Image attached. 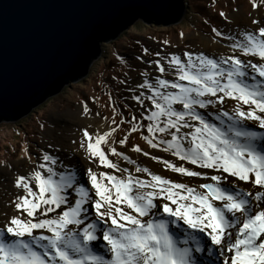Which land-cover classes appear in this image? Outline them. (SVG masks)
Wrapping results in <instances>:
<instances>
[{"label":"snow or ice","instance_id":"snow-or-ice-1","mask_svg":"<svg viewBox=\"0 0 264 264\" xmlns=\"http://www.w3.org/2000/svg\"><path fill=\"white\" fill-rule=\"evenodd\" d=\"M142 6L133 0L126 10ZM146 6L158 16L172 7L169 0H151ZM252 7L264 13V0H252ZM219 15L232 22L223 11ZM251 23L258 26L255 31L236 34L211 28L213 43L229 42V56L144 48L136 60L152 71L141 70L143 80L134 86L130 80L118 83L128 85L131 96L126 99L143 110L147 125L136 122V116L127 120L110 96L114 117H121L112 119L116 127L102 134L86 127L77 147L89 164L121 176L97 174L91 167L81 171L71 156L65 164L45 152L31 176L17 174L13 180L18 192L11 204L18 214H6L0 225V264H264V135L244 123L255 122L264 130V21ZM143 56L155 58L145 61ZM225 100L235 102L230 112L222 107L207 112L218 124L198 111L223 106ZM89 112L85 105L82 114ZM126 122L131 127L119 140L121 148L128 136L146 127L143 138L150 148L171 153L194 169L151 158L173 173L205 181L197 186L201 191L137 166V173L149 177L141 180L113 163L109 155L134 163L108 144ZM129 147L148 155L139 146ZM49 148L60 151L52 144ZM9 167L5 162L4 168ZM170 224L181 230L182 239L174 238Z\"/></svg>","mask_w":264,"mask_h":264},{"label":"rangeland","instance_id":"rangeland-1","mask_svg":"<svg viewBox=\"0 0 264 264\" xmlns=\"http://www.w3.org/2000/svg\"><path fill=\"white\" fill-rule=\"evenodd\" d=\"M256 2L260 3L261 0H256ZM184 3L187 11L180 23L164 27L162 25L144 24L141 20L135 21L116 40L101 44L102 54L93 62L84 78L66 86L58 95L48 98L28 116L14 123L1 122L0 172L4 170L7 175L1 176L0 174V187L13 181L14 176L17 174L31 175L36 166L42 162L40 158L45 152L50 153L49 151L52 150V148H49V144L56 145L63 137L62 131H59L60 129L80 130V128L88 127V125L80 123L77 118L79 113H83L85 105L90 110L86 117L97 120L96 124L105 126L106 131L116 127L112 124L113 118L117 122L121 118L118 115L114 117L113 104L109 100L110 96L115 102L117 110L122 112L127 120H131L133 116H136V122L146 126L148 121L141 119L143 110L134 101L126 99V97L131 96V93L126 90L128 85L118 83L119 80H130L131 85L134 86L137 81L143 80V77L139 75L141 70L152 71L145 64L136 60L137 56L142 55L144 48H147L150 53L162 51L179 54L183 51H197L203 49L204 41L213 43L212 27H217L225 33H229L232 29L230 23H227L219 15L221 11L231 21L236 14L240 13L251 17L257 11L252 7V0H184ZM205 20L208 21L207 24L204 23ZM181 33H183L182 36ZM228 43V41L220 40V43L216 45L225 48ZM215 56L219 58L229 55L225 51L219 54L216 53ZM154 58V56H143L145 61ZM131 69H135V71ZM152 74L153 76L159 75L158 72ZM113 77H116V79L114 80ZM166 78L172 80L174 76H167ZM145 104H148V101H145ZM130 127L131 125L127 122L120 125L117 131L108 138V144L115 147L117 151L123 152L140 168L148 167V162L152 165L151 160L153 159L132 152L130 145L141 147L143 152L148 153L147 150H150L152 152L151 155L148 153L150 156L160 157L161 154L162 156L167 154L172 159H176L171 153H162L158 149H152L147 145L146 140L143 138L147 135L146 127H142L140 132L128 136V143L124 148H121L119 140L128 135ZM89 130L91 129L89 128ZM102 148L107 151L106 146L103 144ZM109 159L121 169H128L135 165V163L128 164L124 160L111 155H109ZM160 159L162 158L160 157ZM5 162L10 166L7 169L4 168ZM86 163L89 164L88 161ZM94 166L98 173H113L111 169H105L96 163H94ZM154 166L160 169L161 163H155ZM129 170L128 172H131ZM166 171L164 169V172ZM170 174L168 179L174 181L176 177L172 176L173 173ZM182 177L184 176H179L181 180ZM3 192L6 193V191ZM1 198L0 195V200Z\"/></svg>","mask_w":264,"mask_h":264},{"label":"water","instance_id":"water-1","mask_svg":"<svg viewBox=\"0 0 264 264\" xmlns=\"http://www.w3.org/2000/svg\"><path fill=\"white\" fill-rule=\"evenodd\" d=\"M133 0H0V123L28 116L48 98L80 81L102 54L135 21L176 25L184 0H169L167 14Z\"/></svg>","mask_w":264,"mask_h":264},{"label":"bare ground","instance_id":"bare-ground-1","mask_svg":"<svg viewBox=\"0 0 264 264\" xmlns=\"http://www.w3.org/2000/svg\"><path fill=\"white\" fill-rule=\"evenodd\" d=\"M263 16H264V13H262L260 11V9H257V11L255 12V14L252 15L251 17H247V16H245L243 14H240V13L239 14H236L233 17L232 22L230 23L232 29L229 31V33L236 34V33H239V32H241L243 30L255 31L258 26L251 23L252 19L255 18V19H258V20L262 21V19H264ZM233 27H235V28H233ZM203 44H204V46L202 45V48L203 49H198L197 51L204 52V53H206L209 56H215L216 53L219 54V53H223L225 51L227 52L228 55H232V52H231L230 48H226V47L223 48L221 46H218V45H216L214 43H211V42H208V41H204ZM221 48H223V49H221ZM214 53H215V55H214ZM239 58L242 59V60H249L251 62L259 63L258 58H254V57H243V56H240ZM234 104H235L234 101L225 100V104L223 106L217 105L216 108L209 107L207 110H205V109H198V111L201 112L202 114H205L206 119H208V121L210 123H213L214 122V123H217L218 124V122L213 121L211 117L207 116V112H212L213 114H215L216 109L217 108H221V107H222V110H227V111L230 112L231 109H232V107L234 106ZM176 107L177 108H180L179 105H177ZM77 118L79 119L80 123L88 125V127L91 129V130H89V128H88V130L90 132H96V133H101L102 134L103 131H106L105 126L97 125L96 124L97 123V120L89 119L86 116H83L82 113H79L77 115ZM244 123H246L250 129H252L254 131H260V134L264 135V130L259 129L256 126V123L255 122L246 121ZM85 128H80V130H76V129H72V128L71 129L69 128V130L67 128L60 129L59 131H62L61 134H63V137L59 140V142H57L56 145H53L52 144L55 148H59L60 151L59 152H53V150H50L49 152H50V154H52L54 156H58L61 161H64L65 162V164H67V162H68L67 158L69 156H71L73 162L74 163H77V166L80 168L81 171H83L85 167L86 168L87 167H91L94 172H96L97 174H99L98 171H97V169L94 166V163L87 164L86 163L87 160L84 159L82 152L81 151H77L78 144H79V142L82 139V131ZM182 131L186 132V131H188V129H182ZM79 134H80V136H79ZM70 137H71V139H69ZM72 139L75 140V141H77V144H73L72 143ZM147 151H148L149 154L152 153L150 150H147ZM150 155H147L148 158L153 157V156H150ZM144 157H146V156L144 155ZM160 157L163 160L166 159L169 162L174 163L176 165L183 164V166H185L187 168L194 169V166L193 165H189L186 162L179 161L177 158L174 160V159H172V157L170 155L165 154L164 156H162V154H161ZM151 161H152L153 164L150 165L149 164L150 162H148V165L150 167L148 166L146 168L150 172H152L153 174L161 175L164 178H168V176L171 175L170 173H173L170 170L166 169L165 165L162 164V163H161V168L160 169L156 168L154 165H155V163H158L157 160H154L153 159ZM137 166H139V165L137 163H135L134 167L128 168V169H130L129 171H131L130 173L132 174V176L135 177V178L141 179V180H147V179H149V177L146 174H144V173H137L135 171V168ZM164 169H166L167 171L164 172ZM195 170H197V171L210 172V170H201V169H195ZM0 174H1V176L7 175V172H5L4 170H2L0 172ZM112 174H114V175H116L118 177L121 175L120 172L119 173L116 172V173H112ZM31 175H29V176H31ZM45 175H46V173H45ZM172 176L173 177H176V179L174 180L175 182L186 183L190 187L197 188L198 191H201L197 187L198 184L199 183H202V182H205V181H201V180H199L197 178H190L189 179L188 177H186V178L185 177H182V180H181L179 178L180 175L177 174V173H173ZM14 178H15V176H14ZM207 182H211V181H207ZM32 186H33V190L34 191H37V189L35 188V184L34 183H33ZM237 186H239V187H241L243 189L249 188V185H245V184H243V182H238V185ZM1 187H0V195H1L2 198L0 200V225H2L3 222L5 221V219L7 218L6 217V214H7V216H11L13 214H18V213H16L15 208L11 204V201L15 198V195L18 192V190L13 187V181H11L7 185H4V184L1 185ZM89 187H90V185H89ZM253 190H255V189L253 188ZM3 191H6V193H4ZM49 215L50 216H54L55 213H50ZM41 218H43V217H41ZM144 219H147V218H144ZM175 234L182 235L181 234V230L180 231H176ZM177 239H180V238L178 237ZM97 243H102V241H98Z\"/></svg>","mask_w":264,"mask_h":264}]
</instances>
